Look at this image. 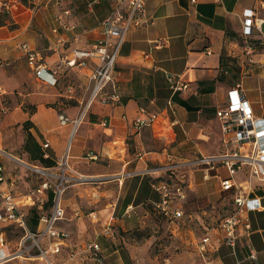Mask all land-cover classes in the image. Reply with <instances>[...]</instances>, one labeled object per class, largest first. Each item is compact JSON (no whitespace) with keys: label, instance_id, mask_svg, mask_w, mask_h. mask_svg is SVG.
Segmentation results:
<instances>
[{"label":"crops","instance_id":"obj_1","mask_svg":"<svg viewBox=\"0 0 264 264\" xmlns=\"http://www.w3.org/2000/svg\"><path fill=\"white\" fill-rule=\"evenodd\" d=\"M261 2L264 0H148L151 23L128 30L116 61L120 102L95 100L77 125H61L60 114L70 120L77 118L91 96L89 74L96 63L90 59L86 67H69L60 66L61 60L73 49L90 47L104 38L100 22L113 12L117 0H9L6 7L14 26H0V75H6L0 78V110L5 111L0 115V158L6 162L0 164L5 176L0 192L15 195L17 178L8 173L9 168L36 166L56 173L68 153L70 182L62 194L65 215L57 228L67 231L75 243L63 251L94 240L101 247L102 264H264V187L255 191L263 208L244 212L233 252L223 242L219 218L213 211L205 207L189 210L208 204L223 190L221 178L228 173L223 176L220 169L225 167L212 168L210 173H214L204 179L206 165L195 163L194 155L181 162L173 153L175 145L193 141L201 157L220 154H205L206 143L200 137L206 136L210 123L219 121L216 110L229 101V90L237 85H241L255 115L264 116V106L259 112L252 102L264 99V68L245 70L254 49L245 47L246 55L236 49L238 37H264V23L262 34L256 29L251 35L243 34L244 10L254 8L257 16L264 18ZM66 9L69 14L64 13ZM23 44L40 50L44 64L58 69L55 85L35 75ZM74 73L83 76L81 95L73 94L74 87L68 83ZM168 74L175 77L174 83L168 81ZM66 77L67 83L63 81ZM177 81L187 87L173 88ZM61 85L65 90L58 95L74 98L77 104L58 111L47 103L54 99L52 89ZM6 99H11V105L5 104ZM28 103L35 108H27ZM154 112L159 114L154 123L137 130L135 119ZM219 125L224 141L220 121ZM109 149L115 151L114 156ZM169 164H176V168H163ZM183 168H188V173L181 171ZM183 175L187 197L179 207L184 211L182 221L190 224L192 233L183 241L192 243V249L162 257L150 252L149 240L139 236L152 210L160 213L154 205L160 193L152 181L169 177L174 184ZM50 195L47 203L52 207L45 213L52 212ZM129 205L135 207L136 214L126 217ZM161 215L172 222L178 220ZM26 224L31 231L42 226L39 222L31 227ZM195 228L200 233H195ZM205 235L211 239L203 257L196 242ZM251 247L256 259L249 256ZM90 263L95 264L92 258Z\"/></svg>","mask_w":264,"mask_h":264},{"label":"built area","instance_id":"obj_2","mask_svg":"<svg viewBox=\"0 0 264 264\" xmlns=\"http://www.w3.org/2000/svg\"><path fill=\"white\" fill-rule=\"evenodd\" d=\"M147 1L117 0V6L113 12L100 22L104 38L90 47L73 49L68 56L62 58L60 66L82 68L87 66L90 59H95L96 63L89 74V78L93 82L91 96L77 118L70 120L65 115L60 114L61 125L69 122L77 125L95 100H99L103 104L120 102L114 74L116 61L128 30L151 23L152 20L148 16ZM190 1L198 3L200 0ZM259 5L264 8L263 2ZM64 13L69 14L70 10L66 9ZM242 18L244 35H251L255 29L261 31L264 18L257 16L254 8L245 9ZM64 27H68V25L65 24ZM23 49L28 64L35 75L51 85H55L58 69L48 68L44 64L40 50L30 48L27 44H23ZM167 79L171 84L176 80L170 74L167 75ZM172 86L173 88L184 89L187 84L177 81ZM158 115L157 112H154L146 117L139 116L135 119L134 126L137 130L143 126H151ZM216 116L221 124L224 142L231 144L232 149L219 155L202 156L200 160L194 162L206 165L203 172L204 179H209L211 169L218 165L224 166L227 170L228 175L221 178V188L233 193L234 208L229 215L221 220L219 227L223 234V242L235 252L237 246L236 232L241 223L242 215L246 211L263 208L260 196L255 191L264 187V116L255 115L241 85L229 90V101L217 108ZM44 146L47 147L48 143H45ZM45 156L48 157V154L45 153ZM91 156L93 155L90 154ZM67 157L68 153L60 163V166L62 165L60 173H55L48 168L29 166L35 172L42 174L44 179L31 194L24 196L27 199L26 202L23 203V199L17 198L11 191L0 192V258L4 256L3 252L7 243L4 231L10 224H18L26 230L23 240L26 238L34 239L38 245L41 258H46L49 264H54L50 258L51 255L60 253L63 247H70V234L57 228V222L65 215L62 194L70 182L67 175V171L70 169ZM163 168L172 170L176 168V164H169ZM53 178H56L58 182H54ZM81 179L86 178L82 176ZM253 179H256L259 185H256ZM4 181L3 167L0 165V184ZM152 185L160 193V200L154 203L155 208L168 218H182L184 211L179 205L187 197L185 176L183 175L174 184H172L171 178L160 177L154 179ZM50 194H52L53 199L52 212L42 213L39 218V223L42 226L37 231H31L26 224V213L22 207L35 205L37 202V207L41 208L47 202ZM134 214H136L135 207L129 205L125 210L126 217H131ZM210 239L209 235H205L197 245L198 252L203 257L208 252ZM250 250V258L256 259V251L252 247ZM80 252L87 253L95 264L103 263L101 247L94 240L84 241ZM77 253L71 249L69 258L73 259ZM236 264H240V262L238 261Z\"/></svg>","mask_w":264,"mask_h":264},{"label":"rangeland","instance_id":"obj_3","mask_svg":"<svg viewBox=\"0 0 264 264\" xmlns=\"http://www.w3.org/2000/svg\"><path fill=\"white\" fill-rule=\"evenodd\" d=\"M26 6L33 7V4H28V2H24ZM7 5H9V0H0V8L1 11L4 9L8 11ZM9 12V11H8ZM9 16L11 17L10 13ZM36 23V18L34 20ZM264 31V27H263ZM260 33V31H259ZM262 34V33H260ZM237 41L239 43V47L236 48L240 50V55H246L245 47H250V45L253 47L254 52L250 55H248L249 60L248 62H245V70H249L250 68L257 67V69L264 68V37L255 35L252 38L248 37H238ZM3 64V60L2 63ZM6 67V65L4 66ZM6 75H0V78L3 80L5 79ZM70 82L73 85V94H82V86L85 84L82 83L83 76L80 75V73L72 74V76L69 78ZM65 83L68 81V77L64 78L63 80ZM66 87V85L64 86ZM51 88H48L46 91H50ZM53 91L50 92V95L54 98L53 100L49 101L47 103V106L54 107L58 111H61L63 107L65 106H71L76 105L77 100L74 98H68V97H62L58 95V92H62L65 90V88H62V85L58 87L57 89L53 88ZM253 106L255 109H257L259 112L263 110L264 106V99L258 98L257 101H252ZM6 105H11V99H6L5 101ZM27 108L30 110L34 109L35 107L31 104H26ZM5 113L4 110H0V115L3 116ZM215 116V112H214ZM206 136H201L200 140H203L206 144L204 145L205 148H203V152L205 154H223L224 152L228 151L230 149L231 145L229 144L226 146L223 142L221 131H220V125L219 121L215 120L212 123H210L204 132ZM200 140H196L200 145ZM203 143V142H202ZM175 150L173 153L177 154L180 158L178 159L181 162H187V158L190 159L194 155L193 161H198L201 158L200 152H195L197 150V146L192 141H189L188 143H183L179 145H175ZM110 155L114 156L115 151L113 149H109ZM219 155V154H218ZM0 164L6 165L5 160H2L0 158ZM62 165L59 167V170L56 173H60ZM202 167V166H198ZM188 168H183L181 171L188 173ZM220 173L223 176L227 175L226 168H221ZM8 173H10L13 177L17 178L16 186H15V195L18 198L23 199L22 202H26L27 199H25L24 195L31 194L35 188H37L40 183L43 181L44 176L38 172H35L32 168L26 165H20L16 167H11L8 169ZM201 176V170L196 171ZM211 173H214L212 171ZM54 182H58L56 178H53ZM52 207L51 203L45 202L41 208L37 207V202L34 205H24L23 211H25L26 215V221L28 225L34 226V220L31 219V216H37L38 214L45 213L46 210H50ZM205 207L210 212L213 211L212 215L218 217V223L220 224L221 220L229 215L234 208L233 205V193L228 190H221V192L214 197L208 204L200 205L195 208H191L189 210L195 211L197 208H203ZM216 220V222H217ZM178 224V225H177ZM58 225V222H57ZM190 224H184L182 221V218L176 220L175 222H172L171 220H168L167 218H164L160 213H158L156 210H152V216L145 225V227L140 230L139 236L143 241H148V248L149 251L153 254H159L162 257H169L171 253L175 252H183L186 251L188 253L191 252L190 249H192V243H186L183 241V239H190L192 237V233H190ZM192 226L194 224L192 223ZM196 229V228H195ZM200 231L198 229L195 230V233ZM26 230L19 226L18 224H10L6 227L4 231V237L7 241L6 246L4 248L5 251L8 252L9 256L5 257L4 260L0 261V264H49V261L46 258H41L40 251L38 249V245L36 241L32 238H26L23 240V236L25 234ZM195 235V234H193ZM196 242L198 244L201 239ZM195 239L196 236H195ZM71 242L73 244L74 239H71ZM75 243V242H74ZM73 250L77 251L76 257L73 259L69 258V252H66L65 250L58 254H55L51 257L52 262L54 264H92L90 263V257L85 252H80L82 248V244H75L73 245ZM15 255V256H13ZM12 256V257H11ZM10 257V258H9ZM165 262V261H164Z\"/></svg>","mask_w":264,"mask_h":264},{"label":"trees","instance_id":"obj_4","mask_svg":"<svg viewBox=\"0 0 264 264\" xmlns=\"http://www.w3.org/2000/svg\"><path fill=\"white\" fill-rule=\"evenodd\" d=\"M3 25H9L11 27L14 26V24H13V22L9 16V12L4 10V9L2 11H0V26H3ZM51 197L52 196L50 195V199H51ZM39 218H40V214H38L36 217L32 216V219L34 220L35 223L39 222Z\"/></svg>","mask_w":264,"mask_h":264},{"label":"bare ground","instance_id":"obj_5","mask_svg":"<svg viewBox=\"0 0 264 264\" xmlns=\"http://www.w3.org/2000/svg\"><path fill=\"white\" fill-rule=\"evenodd\" d=\"M3 254H4V256H3L2 258H0V261L4 260L5 257L9 256L8 252L5 251V250H4ZM13 256H15V255H13ZM11 257H12V256H11ZM9 258H10V257H9Z\"/></svg>","mask_w":264,"mask_h":264}]
</instances>
